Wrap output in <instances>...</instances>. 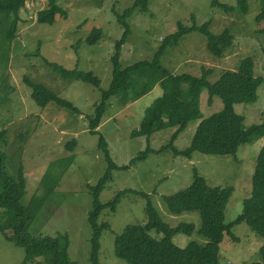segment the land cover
<instances>
[{
  "label": "rangeland",
  "instance_id": "rangeland-1",
  "mask_svg": "<svg viewBox=\"0 0 264 264\" xmlns=\"http://www.w3.org/2000/svg\"><path fill=\"white\" fill-rule=\"evenodd\" d=\"M134 0H56L64 10V16H55L51 24L35 21L36 12L44 8L46 0H29L19 10V22L11 44L4 71L12 88L0 100V129L5 133L0 141L4 153V171L15 176L22 167L24 193L20 199L26 205L31 199L44 194L45 171L57 176L53 188L31 221L30 235H63L67 238V254L74 264H91V227L87 221L93 207L92 186L106 170V160L97 146L101 135L107 143L113 162L128 164L140 150L149 146L155 150L165 145L174 127L162 128L146 138L130 136L138 127L144 109L161 93L159 85L145 95L135 98L129 83L108 100L97 132L88 131V116L94 114L102 89L111 80L110 56L114 42L120 38L122 26L116 14L129 7ZM234 5L236 0H218ZM260 10L259 0H248L246 13L226 12L220 6L211 5V0H147L144 10L137 8L126 21L129 31L120 46L121 67L139 60H150L163 37L174 32L177 23L197 25L209 21L208 29L221 33L227 29L233 35L232 44L223 56L216 57L205 48V36L199 31L185 33L177 44L167 47L160 56V64L169 72H187L195 76L202 68L212 72L207 79L214 81L224 69H236L242 58L250 56L253 71L262 77L257 89V99L249 103H236L234 110L243 116L242 124L248 127L259 123L264 117V33L256 31L255 15ZM93 27L101 29V35L93 44L84 41ZM38 49V54L36 50ZM66 69L77 68L91 71L99 79V86L80 80H67L53 71L46 62ZM26 75L33 82L45 85L57 96L70 101L76 111L48 103L37 105L30 97L31 89L23 81ZM163 73L152 77L156 82ZM3 91H0L2 95ZM222 107L218 96L209 97L207 90L200 95L203 117ZM200 119L190 121L174 140L181 150L190 144L191 137ZM75 140L72 150L65 148ZM264 143V136L240 145L235 156L217 155L193 151L190 157L175 155L170 149L149 153L127 168L111 170V177L99 191L97 199L104 203L120 190L126 192L114 206L103 208L97 222H106L99 236L97 260L99 264H127L114 254L115 236L128 224L144 223V205L147 194L159 216L170 226L181 221L192 222L194 230L186 235L177 233L172 241L184 247L189 241L204 243L205 237L197 233L200 216L197 210L172 214L167 210L162 196L177 190H188L199 185L200 193L210 186L231 188L224 211L225 222L232 221L242 210V202L250 194L251 175L256 155ZM67 158H70L68 160ZM198 191L193 189L190 198ZM9 212L0 207V264H21L25 252L8 236ZM230 234H224L218 250V264H252L260 261L259 247L262 238L255 235L245 222L234 224ZM154 236L161 233L150 232ZM38 260V261H37ZM47 264L43 256L32 263Z\"/></svg>",
  "mask_w": 264,
  "mask_h": 264
},
{
  "label": "trees",
  "instance_id": "trees-1",
  "mask_svg": "<svg viewBox=\"0 0 264 264\" xmlns=\"http://www.w3.org/2000/svg\"><path fill=\"white\" fill-rule=\"evenodd\" d=\"M27 1L29 0H0V91H3L0 100L5 98L8 89L12 88L7 83L8 75L4 69L20 20L18 10ZM259 1L260 10L255 15L256 31L264 33V0ZM146 3L147 0H134L129 7L116 14L117 23L123 29L120 38L114 42V51L110 56L111 80L109 86L101 90L94 114L88 116V131L97 132L96 128L108 105V100L129 83L132 85L135 98L151 91L155 83L162 90L160 95L144 109L138 127L131 130L130 136L143 135L148 138L153 132L162 128L174 127V130L165 145L155 150L147 146L132 157L128 164L122 166L113 162L109 155L107 143L101 135L98 136L97 146L102 151L107 165L103 175L92 186L94 201L87 217L91 227L89 255L91 264H99L97 260L98 240L102 229L108 228L106 222H97L98 214L106 207L111 210L114 209L119 198L126 192H134L123 189L107 202L98 201V193L106 181L110 179L112 169L127 168L135 161L145 159L149 153H159L166 149H170L175 155H184L185 157H190L193 151L235 156L240 145L264 136V117L257 124L244 127L242 124L243 116L234 110L236 103H249L257 99V89L262 82V77L254 74L253 60L250 56L242 58L236 69L222 70L212 82L207 79L212 72L210 69L202 68L201 74L195 76L187 72H169L160 64L159 58L167 47L177 44V41L190 31H199L205 36V48L209 53L216 57L223 56L233 41V35L227 29L214 34L208 29L209 21L200 25L195 22L190 25L178 22L176 30L163 37L150 60H139L124 67L120 66V46L129 31L126 18L137 8L144 10ZM211 5L220 6L226 12L246 13L248 0H236L234 5L211 0ZM56 15L64 16L65 10L57 4L56 0H46L45 7L36 12L35 21L51 24ZM100 35L101 29L93 27L84 41L93 44ZM261 52L264 57V47L261 48ZM36 53L38 54V49ZM45 62L63 79H75L96 87L99 86L98 77L91 71H83L77 68L66 69L59 64ZM158 71H161L163 75L154 82L152 77ZM23 81L31 89L30 97L37 105L42 107L48 103H54L76 111L75 106L70 101L60 98L45 85L33 82L26 75H23ZM204 89L207 90L209 97L218 96L221 99L222 107L202 118L200 95ZM194 119H200V121L191 137L190 144L184 149H177L173 144L177 134ZM4 133V128H1L0 141ZM74 145L75 140L71 139L66 143L65 148L72 150ZM4 158V153L0 150V207L9 212L8 227L12 230V234L8 238L24 249L25 256L21 264L32 263L40 256H43L47 264H74L66 251L68 241L65 236L60 234L33 236L28 232L31 221L52 190L57 176L54 179L50 170L45 171L42 175L44 178L42 184L45 186L44 194L31 199L24 205L20 201L25 187L22 167L19 166L15 176L12 177L4 171ZM67 159L70 160V158ZM199 187V185H193L188 190L180 189L163 195L162 199L167 210L172 214L191 210L198 211L200 225L197 233L205 237L204 243L191 240L184 247L177 246L172 241L173 235L177 233L191 234L194 230V224L181 221L170 226L161 219L148 195L141 193L147 198L144 205L146 220L144 223L126 225L121 233L115 236L114 254L127 264H218L219 243L222 237L224 234L231 233L230 228L234 224L245 222L255 235L263 240L259 247L260 261L252 264H264V143L255 158L250 194L243 199L242 210L232 221L225 222L224 220V211L231 194V188L210 186L200 193ZM193 189L198 191V195L189 199ZM152 230L161 233V235L159 237L152 235L150 233Z\"/></svg>",
  "mask_w": 264,
  "mask_h": 264
},
{
  "label": "crops",
  "instance_id": "crops-1",
  "mask_svg": "<svg viewBox=\"0 0 264 264\" xmlns=\"http://www.w3.org/2000/svg\"><path fill=\"white\" fill-rule=\"evenodd\" d=\"M155 84H156V83H155ZM155 86H156V85H154V87H155ZM154 87H153V88H154ZM153 88H152V89H153ZM149 92H150V91H149Z\"/></svg>",
  "mask_w": 264,
  "mask_h": 264
}]
</instances>
